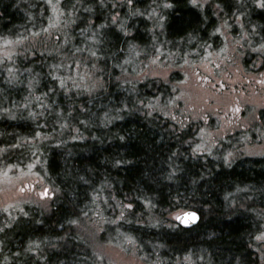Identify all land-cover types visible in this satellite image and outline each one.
Returning <instances> with one entry per match:
<instances>
[{"label": "trees", "instance_id": "trees-1", "mask_svg": "<svg viewBox=\"0 0 264 264\" xmlns=\"http://www.w3.org/2000/svg\"><path fill=\"white\" fill-rule=\"evenodd\" d=\"M129 1L121 10L111 0H0V41L8 36L16 49L0 60V169H24L38 154L34 167L52 189L46 210L8 209L0 264H106L95 239L127 243L146 264H264V156L197 155L190 141L197 121L178 109L161 114L164 101L181 105L174 86L181 72L164 80L129 69L145 54L137 46L148 0L133 2L132 29L104 35L116 28L117 11L127 16ZM174 6L165 27L171 40L205 35L209 8ZM68 10L75 20L66 14L60 23L68 38L33 47L32 32ZM81 29L86 40H74ZM130 46L137 50L126 55ZM85 72L91 83L78 81ZM22 210L26 217L11 223ZM185 210L198 214L189 228L171 217Z\"/></svg>", "mask_w": 264, "mask_h": 264}, {"label": "rangeland", "instance_id": "rangeland-1", "mask_svg": "<svg viewBox=\"0 0 264 264\" xmlns=\"http://www.w3.org/2000/svg\"><path fill=\"white\" fill-rule=\"evenodd\" d=\"M197 3L200 6L204 4L208 5L207 0H197ZM222 4L227 7L228 2L224 1ZM160 8L165 10V4L161 3ZM66 14L69 17V21L75 20L74 15L69 10L65 12L61 11V14L57 18L54 15L46 23L47 28L43 32L36 30L32 32V35L29 36L31 45L39 47L41 43L40 39L43 38L44 46H48L49 44L51 48L52 45L56 44L59 36L63 40L67 39L68 34L60 24ZM142 14L146 15L147 10L143 11ZM132 15H134L133 12ZM142 30L140 34L144 40V46H137V48L138 51L145 54L141 57L137 56L134 62H131L129 65V69L135 71L136 75L141 77L147 75L150 78L164 80L169 77L172 71L181 72L180 78L178 75L176 76L177 82L174 85L178 88L176 94L181 105L174 104V99H171L167 100L166 103L165 101L160 103L159 110L162 115L169 117L172 116L171 114L174 109H178L181 112L186 111L188 117L197 121V131L190 138L197 155H212L214 158H219L220 155L225 160L227 158H234V156H247L249 158L264 156V118L261 117V112H264V85L261 81L255 82L254 86L253 84L246 83L249 76L254 75V77H258V74L235 71L224 49L218 54L207 57L198 64L197 62H193L190 65L184 64L180 61V57H173L170 60L164 61V55H162L163 62H160L155 54L156 51L152 52L150 50V44L153 41L155 45L161 39L164 41L163 48L159 49L162 53L171 54L180 51L178 49L174 50L170 46L171 42L169 36L165 33L164 24L161 26L157 24L156 26L147 25ZM118 31L114 27H105L104 35L108 33V35L113 36V32ZM40 32H42L41 35ZM223 32H226V30L224 29ZM86 34L87 31L81 29L75 36L71 35L77 41L78 38L86 40ZM71 41L72 39L70 43L75 46V42ZM83 42L85 41L81 43ZM12 45L13 43L8 36H5L4 40L0 41V60H4V58L10 56L16 50L11 48ZM189 49L191 48L189 47ZM128 51L134 53L131 48H126L124 53L128 55ZM183 55H186L185 51ZM194 59H197V57H194ZM4 64V62H1L0 67L3 68ZM77 76L80 83L83 81L82 79L86 81L87 78L89 83H91V77L86 72L83 75L77 73ZM74 93L76 92L72 88L70 95ZM65 98L62 97V99ZM40 107L46 113L48 107L37 105L38 110ZM229 153L232 154L229 155ZM37 156H34L24 169L15 170L14 168H10V166L0 169V222L2 219L6 220V218H9L7 214L10 213L8 211L10 208L14 209L30 205L38 206L44 210L47 209L50 203L49 199L52 196V189L46 186L43 177L37 174L38 169L34 167V163L38 159ZM39 173H41L40 170ZM237 198L235 202L241 206L247 204L244 197L240 198L238 196ZM24 212L26 211L22 210L17 217L11 218V223H16L18 218L24 214L26 217V213ZM177 213L172 214L171 217L174 218ZM9 232H7V235H9ZM55 237L57 238V235ZM65 238L63 237L62 239ZM95 238L94 234L92 239L94 240ZM95 242L99 250L98 254L105 257L106 264H146L136 253V249L127 243H117L116 241L114 243H105L103 240H100L99 242L101 243H98L96 239ZM1 245L0 241V249ZM0 259H3L1 253Z\"/></svg>", "mask_w": 264, "mask_h": 264}, {"label": "flooded vegetation", "instance_id": "flooded-vegetation-1", "mask_svg": "<svg viewBox=\"0 0 264 264\" xmlns=\"http://www.w3.org/2000/svg\"><path fill=\"white\" fill-rule=\"evenodd\" d=\"M124 1L126 0H116L115 7L123 10ZM183 1L196 12L204 13L206 8H209V15L213 22L206 27L205 35L200 37L194 32H187L183 36H175L176 41L169 38L170 46L174 50L178 49L182 54L184 51L186 52V55H183L185 60L182 62L187 65L190 62H197L198 64L207 57L218 54L224 49L235 71L258 74V77L249 76L246 83L254 86L255 82L261 81L264 85V6H262L264 5V0H225L228 2L227 7L222 4L223 0H207V6L206 4L200 6L197 0ZM133 2H136V0L129 1V8H125L127 16H122L119 11L115 13L116 29L121 33L124 28L130 27L132 29V24L134 22L135 24L137 23L139 17L137 12L139 10L137 5L133 7ZM175 2L176 0H148L144 4L147 10V14L144 17L147 22L146 26H156V24L161 26L164 24L166 27L168 15L174 11ZM161 3L165 4V10L160 8ZM132 12L134 15H132ZM124 13L126 15V12ZM224 29L226 32H223ZM133 31L134 28L126 33L131 35ZM186 39H189L190 42ZM179 40L181 41L179 42ZM182 42L185 43L184 46L181 45ZM156 46L155 54L158 59H161L162 55L167 56L169 59L181 56L177 54L178 52L171 54L162 53L159 50L164 46L162 39L159 40ZM129 48L134 52L137 50L135 47L132 48V46ZM194 57H197V59H194ZM162 61L160 60V62ZM259 77L262 78L260 79ZM261 115L264 118V112H261Z\"/></svg>", "mask_w": 264, "mask_h": 264}, {"label": "water", "instance_id": "water-1", "mask_svg": "<svg viewBox=\"0 0 264 264\" xmlns=\"http://www.w3.org/2000/svg\"><path fill=\"white\" fill-rule=\"evenodd\" d=\"M189 213H195V219L194 220L190 219L188 217L187 214H189ZM177 217H180L181 219H177ZM174 219H175L176 223L178 225H180L181 227L189 228V227L194 226L197 223L198 214H197V212H195L193 210H186V211H183V212L178 213L177 215H175Z\"/></svg>", "mask_w": 264, "mask_h": 264}, {"label": "snow or ice", "instance_id": "snow-or-ice-1", "mask_svg": "<svg viewBox=\"0 0 264 264\" xmlns=\"http://www.w3.org/2000/svg\"><path fill=\"white\" fill-rule=\"evenodd\" d=\"M262 6H264V5H262ZM188 215V217L190 218V219H195V213H189V214H187ZM177 219H181L180 217H177Z\"/></svg>", "mask_w": 264, "mask_h": 264}]
</instances>
